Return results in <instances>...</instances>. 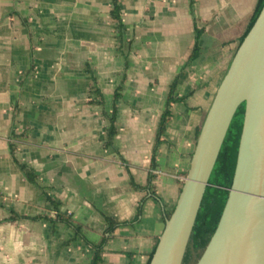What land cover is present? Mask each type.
Listing matches in <instances>:
<instances>
[{"label":"crops","instance_id":"obj_1","mask_svg":"<svg viewBox=\"0 0 264 264\" xmlns=\"http://www.w3.org/2000/svg\"><path fill=\"white\" fill-rule=\"evenodd\" d=\"M257 2L0 0V264H149Z\"/></svg>","mask_w":264,"mask_h":264},{"label":"water","instance_id":"obj_2","mask_svg":"<svg viewBox=\"0 0 264 264\" xmlns=\"http://www.w3.org/2000/svg\"><path fill=\"white\" fill-rule=\"evenodd\" d=\"M243 103L245 115L229 196L196 264H264V6L204 121L178 203L150 264H183L212 172Z\"/></svg>","mask_w":264,"mask_h":264},{"label":"trees","instance_id":"obj_3","mask_svg":"<svg viewBox=\"0 0 264 264\" xmlns=\"http://www.w3.org/2000/svg\"><path fill=\"white\" fill-rule=\"evenodd\" d=\"M264 6V0H258L255 10L252 16L249 19L247 29L241 38V42L244 40L252 26L254 25L259 13L261 12ZM112 17L119 21V29L122 30L123 22L121 16V5L120 0H113V8L111 11ZM201 31H197L196 34V46L194 49V53L192 55V59L197 56L199 50V38H200ZM177 84V79L173 82L171 86V93L168 99L167 109L171 101L174 100L173 92L175 90ZM245 103H243L239 109L237 110L235 117L231 123L225 141L223 143L221 152L219 154L217 163L215 168L212 172L210 182L211 184L207 187L192 235L191 239L188 244V248L186 251V255L183 261V264H196L197 260L200 258L201 254L203 253L204 249L208 245L209 241L211 240L212 236L214 235L219 221L221 219L224 207L226 205L228 196H229V189L232 185L236 164H237V157H238V150L240 144V138L243 128V121L245 115ZM169 115V110H166L162 117L161 125H160V134L164 131L165 124ZM111 126L108 129V137L106 144L112 145L114 137L117 133V109L115 108L113 113L111 114ZM12 149L14 146L12 145ZM24 170L26 176L30 181H36V174L30 171L25 165H20ZM51 203L58 210L55 217H51L45 214L38 215L32 217L33 219H47L55 222H64L69 226L73 227L77 234H81V225L75 223L74 219L68 217L67 215L63 214L60 209L57 201L51 199ZM172 213L169 215V217ZM20 217V216H19ZM108 223L110 224L108 231H111L115 226L116 222H114L110 217H106ZM14 219V218H11ZM106 242V239H103L101 243L97 245H93L95 248V255L93 264H100L102 262V252L103 247ZM157 247V246H156ZM156 249V248H155ZM154 249V252H155ZM153 252V254H154ZM152 254V256H153ZM152 259V257H151ZM150 259V261H151ZM150 264V262H149Z\"/></svg>","mask_w":264,"mask_h":264}]
</instances>
